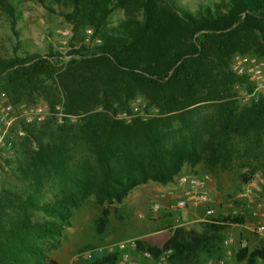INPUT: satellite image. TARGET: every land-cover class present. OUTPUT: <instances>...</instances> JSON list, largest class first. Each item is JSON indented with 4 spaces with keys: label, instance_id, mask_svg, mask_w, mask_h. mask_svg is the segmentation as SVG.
I'll return each mask as SVG.
<instances>
[{
    "label": "trees",
    "instance_id": "trees-1",
    "mask_svg": "<svg viewBox=\"0 0 264 264\" xmlns=\"http://www.w3.org/2000/svg\"><path fill=\"white\" fill-rule=\"evenodd\" d=\"M36 1L47 11L49 5L59 8L71 32L67 50L0 55V91L11 105L41 100L75 122L56 124L50 115L20 127L24 135L14 146L21 148L6 162L10 174L0 188V264H44L59 247L72 211L90 196L98 206L119 204L139 184L172 182L185 163L224 166L234 137L264 136L263 105L253 102L235 116L229 101L233 86L245 81L232 72V58L251 54L264 62V0H219L193 11L173 0ZM115 9L126 19L110 27L107 18ZM0 14L17 36L15 5L0 0ZM84 29L98 43L83 44ZM137 94L158 117L114 119ZM204 102L218 103L213 116L182 119L187 108ZM171 114H177V127L167 124ZM8 176L15 186L6 185ZM36 213L46 219L35 220ZM108 215L104 207L93 220L98 237ZM233 224L240 219L219 218L200 233L175 228L159 248L135 245L155 260L169 251L170 259L198 264L200 255L219 253L222 232ZM240 245L236 262L264 264L263 241L251 249ZM98 251L75 264H119L118 251Z\"/></svg>",
    "mask_w": 264,
    "mask_h": 264
},
{
    "label": "rangeland",
    "instance_id": "rangeland-1",
    "mask_svg": "<svg viewBox=\"0 0 264 264\" xmlns=\"http://www.w3.org/2000/svg\"><path fill=\"white\" fill-rule=\"evenodd\" d=\"M10 1L15 5V9L19 14L14 26L17 36L14 37L9 30L8 22L0 14L1 56H19L24 52L45 55L49 50L60 54L66 52L67 41L71 34L68 38H61L58 36L57 31L70 27L57 14L59 8L48 4L52 11H47L36 0ZM173 1L193 11L199 4L210 5L219 0ZM133 16L139 18V14ZM125 19V12L122 9H115L109 14L107 22L110 27H113L119 21ZM84 31L83 44L91 46L98 43L97 39H91V34L86 37ZM73 42H77V40L75 39ZM62 59L65 60L67 57L63 56ZM254 65L260 71L263 80L260 84L263 87L252 94L254 84L242 75L245 81L233 86L229 99L233 103L235 116L244 112L253 102H259L264 107V62L251 54L236 55L231 60L230 68L235 73L237 66H243L246 71ZM35 104L45 103L36 100ZM217 104L216 102H204L193 105L186 109L188 111L182 119L194 122L202 117L213 116L217 110ZM157 117V109L149 104L144 95L137 94L128 102L126 112H118L114 119L128 123L134 118L147 122ZM177 120V114H171L167 124L177 127L179 125ZM69 122H75V118L72 117ZM34 123L39 124V122ZM24 125L26 124H20L16 129L21 132V135L17 136L15 143L22 139L24 133L20 127ZM230 142L224 166L215 165L211 167L203 161H199L193 166L185 163L173 176L172 181L183 173H202L210 178L211 194L205 193V200L202 202L196 204L189 202L187 204V207H190L191 204L194 205V207L191 206L194 208L193 215L189 216L187 213L181 219L179 212L183 210L169 211L166 209L172 204L173 200H170L169 205L161 206L154 199V196L152 198L148 196V199L145 200L136 198L140 203H136V199H129L130 197H128L131 192L143 190L145 187L152 195L155 192L152 191L154 188H161L169 183L162 185L147 181L139 184L129 190L119 204L113 203L108 206L106 204L98 206L93 197L90 196L78 209L72 211L70 225L63 228L59 247L47 254L44 264H75L77 261L87 258L90 251L99 252L98 250H105L118 242H127L126 247L123 249L127 256V261L124 264H193L188 260L176 261L170 259V253L168 252L162 253L157 260L152 259V257L144 258L142 256L143 252L137 250L135 242L140 241L145 247L154 246L159 248L170 237L175 228L200 233L205 223L224 217L238 218L240 224L228 225L227 227H231L234 234L230 233L231 229L227 228L224 233L227 235V239L222 244L219 253L212 259L200 255L198 264H245V262L238 263L235 260V252L240 248L238 243L242 242L247 248H253V240H256L259 235L257 228L261 227L260 234H262L264 228L262 222L264 219V203L262 201V199L264 200V136H253L248 140H238L234 137ZM20 146L18 144V146L12 147L15 150L17 147L21 148ZM14 158L10 161H13ZM9 170L10 168L7 169L5 174H10ZM6 185L15 186L14 181L9 176ZM50 195L48 192L45 193L41 196V200L46 201ZM153 205L158 207V211L151 215L150 207ZM104 207H108V223L104 236L98 237L94 232L92 223L95 218L99 217L101 209ZM206 210H211L212 214L207 216L206 221L203 222L202 219ZM259 214H262V216H259ZM34 219L41 221L46 218L40 213H36ZM255 264L263 263L256 262Z\"/></svg>",
    "mask_w": 264,
    "mask_h": 264
},
{
    "label": "built area",
    "instance_id": "built-area-1",
    "mask_svg": "<svg viewBox=\"0 0 264 264\" xmlns=\"http://www.w3.org/2000/svg\"><path fill=\"white\" fill-rule=\"evenodd\" d=\"M58 36L61 38H68L71 34L70 28L65 27L57 31ZM84 34L88 37L91 34L90 30H85ZM86 40V39H85ZM243 66H237L235 68V74L247 77L253 85L252 94L258 92L263 86L260 84L262 82L260 71L257 66H252L246 71ZM52 115L56 124H61L64 118L71 119L72 117L65 116L62 114L59 106H55L53 111L46 104H33V105H11L6 95L0 91V188L2 183V177L8 169L6 164L14 158V141L18 135H21L19 130H16L20 124H30L34 122H40ZM208 176L205 174H192V175H181L175 180L177 186L182 187L180 198L176 199L172 204H170L167 209L169 211H175L180 209H185L189 202L196 204L205 200L204 187L205 183L208 181ZM157 206L150 207V214L154 215L158 210ZM212 214L211 210H206L202 221H206V217ZM261 227L257 228L260 234ZM127 242H118L107 248L109 251H118L119 264H124L127 261V256L123 252L126 247ZM241 246V245H240ZM169 253V251H167ZM142 256L144 258H149L150 255L147 252H143Z\"/></svg>",
    "mask_w": 264,
    "mask_h": 264
},
{
    "label": "crops",
    "instance_id": "crops-1",
    "mask_svg": "<svg viewBox=\"0 0 264 264\" xmlns=\"http://www.w3.org/2000/svg\"><path fill=\"white\" fill-rule=\"evenodd\" d=\"M192 174H199V173H183L181 175H192ZM200 174H202V173H200ZM176 179H174L171 183L165 185L164 187L154 188L152 191H155V192L152 193V195L149 193L150 191H147V188L145 187V189H143V190L131 192L130 194H128V197H130L129 199L138 198L140 200H143V199L145 200V199H148V196H150L149 198H152L154 196L155 197L154 199H156L159 202V204H161V206H165V205L167 206V205H169L170 200L171 201L173 200V202H174L176 199L180 198V196H181L182 187L177 186V184L175 182ZM209 181H210V178L205 183V187H204V192L207 193V194H211V190H210L211 189V187H210L211 184L209 183ZM135 201H136V203H140V202H138L137 199ZM262 201L264 203L263 199H262ZM191 206L194 207V205H192V204H191ZM191 206L190 207L186 206L187 208L180 209V210H183V211L179 212V216H180L181 219H183L187 213H188L189 216L193 215L192 212H193L194 208L191 207ZM166 209H167V207H166ZM257 211H259V209H257ZM166 212L169 213L168 211H166ZM253 214H255V212H253ZM259 216H262V214H259ZM263 216H264V210H263ZM262 222H263V226H264V219H263ZM233 225H235V224H233ZM227 228L231 229V227H226L223 230V232H222V235H223V238H224L223 243H225V241L227 239V235L224 234ZM230 233L234 234L233 229H231ZM259 241H263L264 242V228H263L262 234H259L258 237L256 238V240H253V243H252L253 246H256L259 243ZM240 243H238V244L240 245Z\"/></svg>",
    "mask_w": 264,
    "mask_h": 264
}]
</instances>
